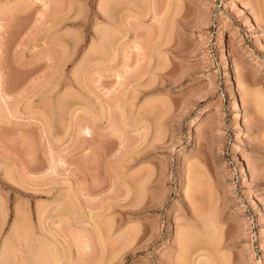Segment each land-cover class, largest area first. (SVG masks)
<instances>
[{
    "label": "rangeland",
    "instance_id": "374dc122",
    "mask_svg": "<svg viewBox=\"0 0 264 264\" xmlns=\"http://www.w3.org/2000/svg\"><path fill=\"white\" fill-rule=\"evenodd\" d=\"M125 1L0 0V264H264V0Z\"/></svg>",
    "mask_w": 264,
    "mask_h": 264
},
{
    "label": "bare ground",
    "instance_id": "6f19581e",
    "mask_svg": "<svg viewBox=\"0 0 264 264\" xmlns=\"http://www.w3.org/2000/svg\"><path fill=\"white\" fill-rule=\"evenodd\" d=\"M125 2L128 4V6H127V5H126V6L129 7V8H130V7L133 8L132 6H137V7L140 6V7H141V5L144 4L143 6H146V7L148 6V8L150 9V8L153 7V2H154V0H126ZM126 3H125V4H126ZM154 3H155V2H154ZM143 6H142V7H143ZM127 7H126V8H127ZM129 8H128V9H129ZM131 8H130V9H131ZM148 8H146V9H148ZM131 11H132V10H131ZM128 16H129V15H128ZM126 17H127V16H126ZM127 19H129V20H127L126 22L130 21L131 18L129 17V18H127ZM102 40H103V39H102ZM103 42H104V41H103ZM104 44H105V43H104ZM261 105H262V104H261ZM258 106H259V104H258ZM263 106H264V105H263ZM262 109H263V108H262ZM241 171L244 172V168H243V167H242V170H241ZM245 174H246V173H245ZM188 239H189V238H188ZM187 242H188V241H187ZM46 245H47V244H46ZM187 245H188V244H187ZM44 247H45V246H44ZM47 247H48V246H47ZM50 248H51V247H50ZM48 249H49V247L46 248V250L44 249V251H46L47 254L51 253L50 249H49V250H48ZM52 249H53V248H52ZM31 250H32V249H31ZM188 250H189V248H188ZM29 251H30V250H29ZM41 251H42V250H41ZM48 251H50V252H48ZM28 253H29V252H28ZM29 254H30V253H29ZM29 254H28V255H29ZM56 254H57V255H56ZM0 255H1V256H0V263H1V260H2V256H3V254H0ZM30 255H31V254H30ZM51 255H52V256H51ZM31 256H32V255H31ZM48 256H49V258L52 257V258L50 259V260H51V263H53V264H54V263L58 264V263H57V262H58L57 259H58V256H59V255H58V253H56L55 249H53V252H52L51 254H49ZM34 257H35V256H34ZM40 257H41V256H40ZM40 257H39V258H40ZM187 257H189V256H187ZM35 258H36V257H35ZM59 258H60V257H59ZM28 259H29V257H28ZM40 259H41V258H40ZM52 260H53V261H52ZM188 260H189V259H188ZM29 261H30V260H29ZM35 261H36V260H35ZM59 261H60V260H59ZM38 262H39V260H38ZM180 262H181V261H180ZM189 262H190V261H189ZM33 263H34V262H33ZM181 263H182V262H181ZM184 263H185V262H184ZM184 263H183V264H184ZM38 264H39V263H38Z\"/></svg>",
    "mask_w": 264,
    "mask_h": 264
}]
</instances>
